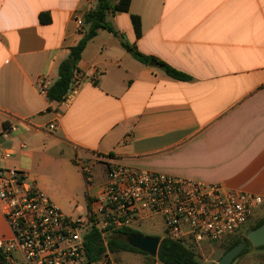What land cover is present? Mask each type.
I'll return each instance as SVG.
<instances>
[{"label": "crops", "instance_id": "1", "mask_svg": "<svg viewBox=\"0 0 264 264\" xmlns=\"http://www.w3.org/2000/svg\"><path fill=\"white\" fill-rule=\"evenodd\" d=\"M129 1L128 12L106 18L118 36L100 30L87 43L77 65L80 85L57 104L39 95L36 80L43 76L50 87L57 81L98 3L0 0V146L11 153H0V170L29 174L60 210L85 190L86 213L106 183V158L264 199V0ZM121 43L190 79L139 63ZM54 120L55 130L47 131ZM9 125L17 130L5 138ZM78 160L91 165L89 179ZM8 231L0 207V238ZM231 264H264V249L252 247Z\"/></svg>", "mask_w": 264, "mask_h": 264}, {"label": "built area", "instance_id": "2", "mask_svg": "<svg viewBox=\"0 0 264 264\" xmlns=\"http://www.w3.org/2000/svg\"><path fill=\"white\" fill-rule=\"evenodd\" d=\"M75 23L82 31L83 20ZM80 80L75 73L64 102L71 99ZM36 88L39 95L47 97L50 86L43 76L37 78ZM56 126L54 120L47 131ZM16 130L15 125H9L2 136ZM0 153L3 159L11 154L2 146ZM77 165L89 179L91 165L86 160H78ZM103 165L106 183L95 209L74 216L64 214L29 174L0 170V207L9 229L0 238V264H120L116 262L118 255L107 250V238L119 229L139 232L145 224L159 225L162 239L182 242L202 261V246L239 234L264 204L259 196L163 173L135 171L109 158ZM92 229L99 233L106 249L96 260L89 259L85 246ZM153 259L143 264H162L157 257Z\"/></svg>", "mask_w": 264, "mask_h": 264}, {"label": "trees", "instance_id": "3", "mask_svg": "<svg viewBox=\"0 0 264 264\" xmlns=\"http://www.w3.org/2000/svg\"><path fill=\"white\" fill-rule=\"evenodd\" d=\"M129 5V0H118L116 3H112V0H98L96 8L85 15V32L83 34V37L76 46L69 49L67 58L60 63L58 67L59 78L49 88L47 93V98L50 102L57 104L64 102L71 80L74 78L77 71V65L81 59V54L87 43L97 35L98 31L104 30L112 33L115 36H118L117 32H115L113 28L107 23V15L110 12L126 13L129 10ZM40 20L44 23L49 22V18L47 15H41ZM131 20L136 37H139V18L136 16H132ZM121 45L136 61L143 65H149L150 62H154L155 65L161 68L164 73L170 78L180 81H187L190 79L184 73L176 71L165 63L139 53L134 47L126 43H121ZM261 210L262 206L259 208L258 214L250 221H248V223L243 227L239 234L228 236L224 240H222L220 246L223 249V254L240 243H246V246L236 258L245 254L250 248H252V246L246 239V234L264 224V215L261 216ZM132 235L143 234L130 229H119L114 231L107 238V250L113 254L126 251L139 253L146 258L145 263L152 262L154 260L153 258L149 257L145 253L140 252L139 250L131 248L126 243V237ZM85 246L87 255L90 260L98 259L106 250L101 243L99 233L95 229H92L89 235L86 237ZM257 249H264V246ZM156 257L157 260H159L162 264H201L199 255L195 250L187 247L182 242L171 241L168 239H160ZM218 261L211 264H218Z\"/></svg>", "mask_w": 264, "mask_h": 264}, {"label": "water", "instance_id": "4", "mask_svg": "<svg viewBox=\"0 0 264 264\" xmlns=\"http://www.w3.org/2000/svg\"><path fill=\"white\" fill-rule=\"evenodd\" d=\"M149 65L153 66L155 63L150 62ZM246 239L253 248L264 246V224L248 232L246 234ZM125 240L131 248L139 250L151 258H155L157 256V251L160 244L159 238L144 235H132L126 237ZM245 246L246 243H240L234 246L222 255L218 261V264H231L232 261L243 251Z\"/></svg>", "mask_w": 264, "mask_h": 264}, {"label": "rangeland", "instance_id": "5", "mask_svg": "<svg viewBox=\"0 0 264 264\" xmlns=\"http://www.w3.org/2000/svg\"><path fill=\"white\" fill-rule=\"evenodd\" d=\"M85 178H87L85 175H83ZM92 179V177H91ZM41 182V181H38ZM46 195V194H45ZM85 190H78L75 192L73 198L75 199V205L68 207L66 209H61V211L64 214H72L74 215H84L86 213V201H85ZM47 196V195H46ZM48 197V196H47ZM156 228V229H155ZM155 228H147L142 227V230H139L140 233H142L144 236H151L161 239L162 235L159 234L160 232V226L157 225ZM149 230L151 234H147L143 230ZM143 231V232H142ZM153 233V234H152ZM158 233V234H157ZM217 245H212L210 248L208 246L204 245L201 247V251L203 255H205L204 259L201 262V264H211L215 263L217 261V255L218 250L216 249ZM213 249V253L210 252V250ZM240 258V256H239ZM116 262H119L120 264H143V258L140 255L134 254V256L129 254H120L117 256Z\"/></svg>", "mask_w": 264, "mask_h": 264}]
</instances>
